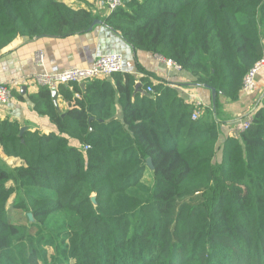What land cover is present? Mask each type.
<instances>
[{
  "label": "trees",
  "instance_id": "1",
  "mask_svg": "<svg viewBox=\"0 0 264 264\" xmlns=\"http://www.w3.org/2000/svg\"><path fill=\"white\" fill-rule=\"evenodd\" d=\"M96 20L59 0H0V53ZM104 24L213 89V109L192 121L171 86L137 88L123 72L60 86L64 113L47 87L17 95L55 131L20 136L0 120L2 155L22 163L0 157V264H264V99L221 148L213 115L264 55V0H122ZM9 204L26 224L9 221Z\"/></svg>",
  "mask_w": 264,
  "mask_h": 264
},
{
  "label": "crops",
  "instance_id": "2",
  "mask_svg": "<svg viewBox=\"0 0 264 264\" xmlns=\"http://www.w3.org/2000/svg\"><path fill=\"white\" fill-rule=\"evenodd\" d=\"M74 10L85 9L97 17L91 30L66 38L38 37L17 38L7 49L0 53V84L12 89L13 101L8 107H0V120L16 121L26 130L41 132L55 131L47 118L38 116L32 105L19 102L17 95L26 98L37 91L32 79L41 73H57L69 68H86L100 55L119 54L123 58V74L135 77L139 84L142 79H149L153 85L171 86L178 96L194 107L199 100L203 108H211V92L204 88L191 86L192 76L183 70L168 67L155 55L135 52L119 34L111 31L104 24L110 15L99 0H59ZM42 52L43 66L35 62V54ZM109 80V78H108ZM264 99V69L256 75V89L253 93H241L236 102L220 100L221 108L216 119L219 136L217 147L221 148L228 138L237 137L243 121L252 115ZM57 107L61 113L67 110L66 103L57 96ZM203 109V111L205 110ZM207 110V109H206ZM205 110V111H206ZM201 113H204V112ZM116 118H122L120 108ZM0 157L11 166L21 165V161L5 158L0 150Z\"/></svg>",
  "mask_w": 264,
  "mask_h": 264
},
{
  "label": "built area",
  "instance_id": "3",
  "mask_svg": "<svg viewBox=\"0 0 264 264\" xmlns=\"http://www.w3.org/2000/svg\"><path fill=\"white\" fill-rule=\"evenodd\" d=\"M122 5V0H104L103 6L108 13L114 12ZM35 62L42 66L44 59L42 52L35 54ZM168 67L179 70L180 67L172 61H165ZM264 69V55L250 68L243 79V91L251 93L255 88L256 74ZM122 72V56L119 54L100 55L94 59L92 64L86 68H69L57 73H42L33 77L34 86L47 87L51 91H57L60 86L70 84L84 85L93 79H102L110 77L112 74ZM148 92H152V88H147ZM13 101V92L10 87L0 84V107H8ZM196 106H200V102H196ZM199 113L194 112L192 119L196 120ZM252 118L247 117L246 121L241 124V130H246Z\"/></svg>",
  "mask_w": 264,
  "mask_h": 264
},
{
  "label": "bare ground",
  "instance_id": "4",
  "mask_svg": "<svg viewBox=\"0 0 264 264\" xmlns=\"http://www.w3.org/2000/svg\"><path fill=\"white\" fill-rule=\"evenodd\" d=\"M109 14H111V13H109ZM156 57H158V56H156ZM158 58H159L161 61H163L164 63H166L164 59H162V58H160V57H158ZM42 66H43V65H42ZM172 68H173V67H172ZM122 69H123V58H122ZM173 69H174V68H173ZM175 70H176V69H175ZM262 70H263V69H262ZM178 71H180V69H179ZM260 71H261V70H260ZM121 73H122V72H121ZM41 74H42V73H41ZM115 74H116V73H115ZM256 75H257V74H256ZM35 76H36V75H35ZM107 78H108V77H107ZM98 79H100V78H98ZM102 79H105V78H102ZM93 80H96V79H93ZM91 81H92V80H91ZM138 86H139V84L137 85V88H138ZM148 87H151V88H152V86H148ZM148 87H147V88H148ZM147 88H146V92H147V93H150V94L153 93V89H152V92H148V91H147ZM255 89H256V77H255V88H254V90H253L251 93H253V92L255 91ZM209 91H210V90H209ZM242 92L245 93V92L243 91V86H242ZM249 94H250V93H249ZM211 101H212V97H211ZM196 102H200V106H196ZM213 103H214V102L212 101V103H211L212 109H213ZM193 105H194V111H193V113H194V112H198V113H199L198 118L196 119V120H198L199 117H200L201 112H202L203 109H205V108H203V107H204V106H203V103H202L201 101H199V100H196V101L194 102ZM193 113H192V115H193ZM192 115H191V120H192V121H196V120H193V119H192ZM249 117H250V116H249ZM246 119H247V118H246ZM246 119H245L244 121H246ZM244 121H243V122H244ZM251 122H252V120H251ZM250 124H251V123H250ZM247 129H248V128H247ZM247 129H246V130H247ZM239 131H240V132H243V131H245V130L242 131V130H241V127H240Z\"/></svg>",
  "mask_w": 264,
  "mask_h": 264
},
{
  "label": "rangeland",
  "instance_id": "5",
  "mask_svg": "<svg viewBox=\"0 0 264 264\" xmlns=\"http://www.w3.org/2000/svg\"><path fill=\"white\" fill-rule=\"evenodd\" d=\"M147 182L150 183L151 180L149 177L146 178ZM11 206V204L8 205V209H9V221L14 224V225H24L26 224V220L24 218V214H22L20 211L14 209H10L9 207Z\"/></svg>",
  "mask_w": 264,
  "mask_h": 264
},
{
  "label": "water",
  "instance_id": "6",
  "mask_svg": "<svg viewBox=\"0 0 264 264\" xmlns=\"http://www.w3.org/2000/svg\"><path fill=\"white\" fill-rule=\"evenodd\" d=\"M210 92H211V95H212V101L214 102V100H215V91L213 89H211ZM52 97H53V100H54V104L57 105V101H56L57 100V91H53L52 92ZM24 131H26V128L25 127H21L20 136L23 134ZM147 163L150 165V161L149 160L147 161ZM28 218L29 219L32 218L30 214H28Z\"/></svg>",
  "mask_w": 264,
  "mask_h": 264
}]
</instances>
